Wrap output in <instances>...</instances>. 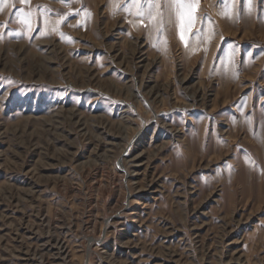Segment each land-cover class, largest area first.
<instances>
[{
	"label": "rangeland",
	"instance_id": "374dc122",
	"mask_svg": "<svg viewBox=\"0 0 264 264\" xmlns=\"http://www.w3.org/2000/svg\"><path fill=\"white\" fill-rule=\"evenodd\" d=\"M156 2L0 0V264H264V0Z\"/></svg>",
	"mask_w": 264,
	"mask_h": 264
},
{
	"label": "snow or ice",
	"instance_id": "6c2138e0",
	"mask_svg": "<svg viewBox=\"0 0 264 264\" xmlns=\"http://www.w3.org/2000/svg\"><path fill=\"white\" fill-rule=\"evenodd\" d=\"M23 3H27L28 0H22ZM67 2V0H64ZM134 3L135 0H132ZM169 5L170 11L175 10L176 20H177V27L179 30V35L182 41L186 42L185 38V31L190 29L192 23L195 20V8L197 4V0H166ZM155 4L157 11V16L160 18L161 21V28L163 27V13L159 11L160 4L156 2V0H150L149 8H148V15L152 18V6ZM138 15H143L141 11L138 10ZM30 16L31 14H27ZM25 26L31 31L30 24L26 18Z\"/></svg>",
	"mask_w": 264,
	"mask_h": 264
}]
</instances>
